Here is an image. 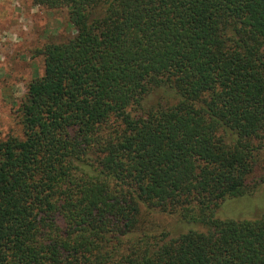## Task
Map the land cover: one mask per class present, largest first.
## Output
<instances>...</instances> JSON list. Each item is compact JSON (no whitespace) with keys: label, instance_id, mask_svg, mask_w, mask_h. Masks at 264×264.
Segmentation results:
<instances>
[{"label":"trees","instance_id":"16d2710c","mask_svg":"<svg viewBox=\"0 0 264 264\" xmlns=\"http://www.w3.org/2000/svg\"><path fill=\"white\" fill-rule=\"evenodd\" d=\"M33 3L76 33L0 136V264H264L226 212L264 184V0Z\"/></svg>","mask_w":264,"mask_h":264},{"label":"rangeland","instance_id":"374dc122","mask_svg":"<svg viewBox=\"0 0 264 264\" xmlns=\"http://www.w3.org/2000/svg\"><path fill=\"white\" fill-rule=\"evenodd\" d=\"M75 33L76 29L69 21L65 8L52 10L34 5L33 0H0L1 137L22 135L15 109L24 98L28 83L44 73V58L37 55V49L46 43L64 42ZM159 102H164L163 97L152 93L144 100V105ZM236 204L226 212L243 215L252 206L254 211L250 215H264V184ZM152 220L157 225H166L170 217L157 214Z\"/></svg>","mask_w":264,"mask_h":264}]
</instances>
